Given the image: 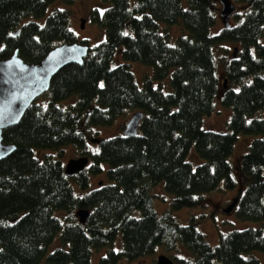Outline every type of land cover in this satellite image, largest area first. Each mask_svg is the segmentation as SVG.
Here are the masks:
<instances>
[{"label":"trees","instance_id":"obj_1","mask_svg":"<svg viewBox=\"0 0 264 264\" xmlns=\"http://www.w3.org/2000/svg\"><path fill=\"white\" fill-rule=\"evenodd\" d=\"M52 1L0 0V57L18 50L25 61L36 62L60 43L87 44L70 29L66 8L54 7L43 23L22 22L29 15L45 16ZM107 1L111 5L102 13L92 12L105 38L89 46L82 63L60 68L41 94L50 97H38L18 123L3 129V141L16 148L0 159V264H40L44 256L49 264H91L93 249L110 245L101 257L106 264L152 253L159 244L171 251L178 242L195 258L170 255L175 264H260L244 252H264V228L232 230L212 246L195 222L181 223L173 211L199 204L222 180L235 186L228 159L243 132L258 136L241 159L248 183L235 206L242 219L264 220V118H249L264 108V0H244L247 10L234 12L236 22L215 34L210 31L215 0ZM179 22L185 32L171 43L170 25ZM225 41L236 43L237 54L223 59V80L228 78L223 88L214 45ZM118 50L124 60L153 66L143 86L129 63L112 65ZM167 77L169 91L163 88ZM73 94L76 102L59 103ZM218 94L232 107L228 131L202 126ZM137 109L143 117L136 134L121 132L99 138L95 150L88 146L90 126ZM66 144L77 157L90 159L70 176L61 159ZM193 146L204 159L195 167L188 159ZM35 147L47 150L42 160ZM104 163L106 180L77 194L71 182L86 190L90 175L102 172ZM161 181L174 197L159 214L153 187ZM82 207L89 210L84 222L77 215ZM59 210L64 212L58 215ZM58 233L62 245L48 252ZM119 233L122 244L114 249Z\"/></svg>","mask_w":264,"mask_h":264},{"label":"rangeland","instance_id":"obj_2","mask_svg":"<svg viewBox=\"0 0 264 264\" xmlns=\"http://www.w3.org/2000/svg\"><path fill=\"white\" fill-rule=\"evenodd\" d=\"M237 11L247 10L248 3L244 0H231ZM135 0H130V5H134ZM111 5L110 1L107 0H54L48 7L45 16L43 17H34L33 15L26 16L22 19V22L29 20H37L40 23H43L53 10L54 7L66 8L69 10L68 15V25L70 29L73 30L78 40H86L87 44L90 47H93L95 44L102 41L106 36V30L101 26L95 19L92 17V12L99 10L101 13ZM216 10V21L211 27V33L215 34L220 31L224 26V22L221 16L222 3L221 0H215L214 2ZM82 20H84V25H82ZM230 23H235L236 19L234 13L229 18ZM164 23H161V28L163 29ZM185 32L182 25L175 23L170 25L169 28V41L174 43L177 36L180 33ZM264 41V37L261 39ZM236 43L233 41H225L221 44H215V57L217 59L218 72L223 81L225 75L224 72V61L223 59H229L233 56ZM120 62H127L130 65V69L134 73L136 82L139 86H143V75L144 73L152 74L153 66L143 63L139 60H124L120 50L116 52L112 59V65L115 66ZM157 83V82H156ZM163 88L167 91L171 90V85L169 83V77L163 80ZM50 97V94L39 96L38 99L45 101ZM78 99L77 94H73L59 101L63 106H67L71 103L76 102ZM214 110L210 114H206L202 119V126L205 129H213L219 131H228V122L232 114V107L226 105L221 100V95L218 94L214 98ZM135 110L127 111L125 114L117 116L109 124H98L92 125L87 129V139L88 146L95 150L98 148L97 141L93 138L101 137H111L121 133L123 131L124 125L127 123L132 113ZM256 116L264 118V108L258 109L253 115H250L249 118ZM258 135L252 133H243L240 132L237 136V139L234 142L233 152L229 156V162L232 165V176L234 177L236 184L234 187H227L225 181L222 180L220 184L212 191L204 193V199L202 202L195 206L183 207L178 210H174L173 214L177 217L178 221L181 223H190L195 222L196 227L205 235L206 240L212 245L215 246L219 243L220 235L228 233L235 229H241L246 227H262L264 228V220H252V219H242L237 213V207L235 206L230 212H225L224 208L228 206L235 198H239L243 195L247 183L248 177L244 174L241 169V159L243 154L248 150V147L253 139ZM63 154L61 159L66 163L70 158L77 157V153L74 151V148L70 144L62 146ZM47 151L46 149H41L38 147L34 148V154L39 159H43V153ZM188 159L191 161L195 167L197 164L204 161L200 157L195 149V146L192 147V150L188 156ZM90 163V159L88 164ZM103 171L98 174L90 175V186L86 190L79 189V186L71 182L74 191L77 194H84L90 189L97 186L100 182L103 183L107 178V164L104 163ZM153 192L156 194L153 199L154 207L159 214H162L167 208L170 207L171 201L174 195L165 188L164 181H161L156 186L153 187ZM64 210L56 211L58 215H61ZM122 244V236L119 233L116 239L113 242V248L119 249ZM61 238L58 233L55 240L48 246V252L57 246H61ZM65 247H69V244H64ZM110 245H104L98 249H93L91 255V264H104L102 263L101 257L108 254V249ZM165 253L167 255H178L182 257L195 258V254L191 252L185 245L181 242H178V245L175 249L171 251H165L164 245L159 244L154 252L145 254L138 258L129 259L126 256H122L113 263L106 264H156V258L159 254ZM245 256H254L256 257L260 264H264V252L260 249H252L244 252ZM40 264H49L44 256Z\"/></svg>","mask_w":264,"mask_h":264},{"label":"water","instance_id":"obj_3","mask_svg":"<svg viewBox=\"0 0 264 264\" xmlns=\"http://www.w3.org/2000/svg\"><path fill=\"white\" fill-rule=\"evenodd\" d=\"M221 3V16L224 24L228 25L229 18L236 7L231 0H221ZM88 52L89 45L77 41L56 45L45 57L36 62L25 61L18 50L10 56L0 57V159L8 156L16 148L14 144L3 141V129L21 120L30 104L49 89L52 77L60 68L71 62L82 63ZM236 54L237 48L234 49L233 56ZM227 85L228 78L225 77L223 88ZM142 117L143 111L135 110L125 124L123 134H136ZM93 140L99 141V138H93ZM88 162L87 155L70 158L65 163L66 175L70 176L83 170ZM237 202L238 198H235L224 208V211L230 212ZM77 215L80 221L84 222L89 215V210L82 207L77 211ZM156 264H175V262L169 255L161 253L156 258Z\"/></svg>","mask_w":264,"mask_h":264}]
</instances>
